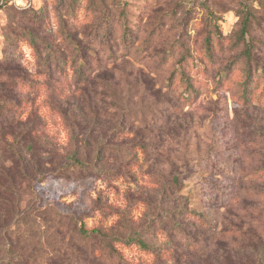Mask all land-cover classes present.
Returning a JSON list of instances; mask_svg holds the SVG:
<instances>
[{"label": "rangeland", "instance_id": "1", "mask_svg": "<svg viewBox=\"0 0 264 264\" xmlns=\"http://www.w3.org/2000/svg\"><path fill=\"white\" fill-rule=\"evenodd\" d=\"M99 3L0 0V63L31 80L20 109L0 100V264L8 245L25 264H264V0ZM244 7L259 24L249 66ZM26 8L51 63L15 28ZM26 130L18 172L5 141ZM74 152L85 169L59 171ZM80 224L107 239H78ZM120 236L150 249L110 253Z\"/></svg>", "mask_w": 264, "mask_h": 264}, {"label": "trees", "instance_id": "2", "mask_svg": "<svg viewBox=\"0 0 264 264\" xmlns=\"http://www.w3.org/2000/svg\"><path fill=\"white\" fill-rule=\"evenodd\" d=\"M96 1L97 3L98 1L102 2V3H99L101 10H103L106 7L105 3H103L105 0H96ZM31 12L32 10L30 8L19 10V13H17L18 18L20 20L22 19L23 21H25V25L20 26L21 21H22L21 20L18 26L15 28L17 29L23 28L25 36L27 37L26 39L27 43L31 46L33 51L36 53V57H38V59L41 62L51 63L52 58L48 54H44L45 53L44 51L45 49L46 51L49 50L51 52H53L54 50L48 44L44 48H42V45L45 42H43L39 37L41 28L40 27L38 28L30 27L27 24V22L28 23L30 22L29 21L26 22V19H28L27 14ZM240 13L242 16L241 22H240V39L243 42V45L245 48V50L242 53V57L247 60L248 62L247 66H249L252 62L256 61V59L254 58L255 57L254 52H255L256 47L260 45V42H258L256 37L253 35L254 28H257V25H259L258 18L255 16V13L251 11L248 7L242 8ZM67 37H68L67 40H70L73 43V48L76 49L77 53L78 54L82 53V51L80 50L79 44L74 41V38L68 35ZM65 50H68V49H65ZM62 57L64 61H67L64 56ZM86 57H87L86 54H84L83 58L77 57L78 59H76V56H75L74 60L75 62L79 60V66H71L73 67L74 74H78L77 72H79L83 67H85L83 66V64H84ZM67 58L69 59V56H67ZM0 64H2V66L0 65V80H1L0 100L3 103L12 101L15 103L17 108L20 109L22 102L20 98L21 93L19 92L20 91L19 86L20 85L24 86V91H26L25 89H27L31 83V80L29 79L30 77L26 73V70H24L23 66H20V64H16V60L13 58H7ZM46 69H48V72L50 73L54 72V66L52 65L47 66ZM111 70L113 71V74L111 75L110 79L116 80V75H114V72L119 71L118 66H113ZM121 72L124 73V71H121ZM244 89L246 92H244L243 98H247V95H246L247 89L246 88ZM16 117H18V115L13 117L11 121L15 120ZM20 120L19 119L16 120L15 122L16 125L18 123L20 126L21 125L25 126V124L22 123ZM1 122L2 121H0V123ZM1 124L4 125L3 123ZM2 130H3V126H0V135H1ZM28 132L30 131L28 130L24 132L19 131L16 134V137L14 138L13 142L5 141L6 144H8L6 145L7 150H10L12 153V160L15 161V165H16L15 169H17L18 172L24 171V169L26 168L25 165L27 164L26 157L27 155H29L30 151H33L32 148H30L31 145H28L27 148L24 150V144H31L30 142L34 141V137L37 136V135H31ZM100 151L101 149L98 152L100 153ZM77 155L78 153H75V152L73 155H70V157L67 158L68 159L67 164L61 165L58 170L65 172V171H75L77 168L81 170L85 169L84 161L81 160ZM173 185L176 187L181 186V184L179 183V178L177 176L173 178ZM180 216H181V219L186 220L187 216L183 212V210L180 211ZM76 233H77V238L82 241H92L94 239H100V240L107 239L106 235L102 234L100 230L98 229L88 230L87 228L83 226V224H80V228ZM194 239L195 238H193L190 234L186 236L187 241H193ZM121 243H123L126 247L127 246L136 247L142 250L150 249V246L146 242H144L142 237L133 238V237H122V236L118 237L117 240L112 241V243H109V246H107V249L110 250V253H113L114 251H116L114 248V245L121 244ZM9 247L11 248V245L7 246L8 248L6 249L7 260L4 261L3 263L4 264H25V262H21L23 261L21 255L19 254L17 255V252L11 250ZM89 251H91V253H93L95 256L98 255L99 257H102V258H106V256H109L110 254L109 252L104 253L97 249L95 250L91 247L89 248ZM115 253L117 254V252ZM119 255H121V253H119ZM106 261L109 262L110 260L107 259ZM121 261H123L122 258H121ZM119 264H124V263H119Z\"/></svg>", "mask_w": 264, "mask_h": 264}]
</instances>
